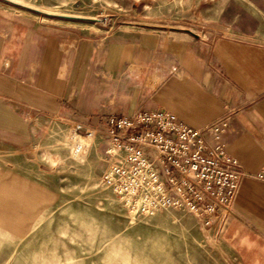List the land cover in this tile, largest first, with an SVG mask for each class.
<instances>
[{
	"label": "crops",
	"instance_id": "obj_1",
	"mask_svg": "<svg viewBox=\"0 0 264 264\" xmlns=\"http://www.w3.org/2000/svg\"><path fill=\"white\" fill-rule=\"evenodd\" d=\"M203 3L202 33L139 21L98 33L0 0V142L28 143L39 116L108 130L112 116L168 110L249 175L211 231L230 264H264V181L251 177L264 170V0ZM227 115L217 140L209 127Z\"/></svg>",
	"mask_w": 264,
	"mask_h": 264
},
{
	"label": "rangeland",
	"instance_id": "obj_2",
	"mask_svg": "<svg viewBox=\"0 0 264 264\" xmlns=\"http://www.w3.org/2000/svg\"><path fill=\"white\" fill-rule=\"evenodd\" d=\"M14 2L41 13L5 1L22 14L83 32L111 31L125 21L210 29L203 0ZM34 126L24 145L0 142V264H230L211 231L219 216L207 223L186 209L134 215L125 208L102 179L125 156L106 124L95 125L91 135L86 128L76 131L75 122L48 116Z\"/></svg>",
	"mask_w": 264,
	"mask_h": 264
},
{
	"label": "built area",
	"instance_id": "obj_3",
	"mask_svg": "<svg viewBox=\"0 0 264 264\" xmlns=\"http://www.w3.org/2000/svg\"><path fill=\"white\" fill-rule=\"evenodd\" d=\"M229 119L230 115L224 116L209 127L217 140ZM109 124L106 134L125 156L124 162L113 163L102 179L131 214L186 209L211 223L220 215V208L229 206L241 179L249 176L222 145L209 146L201 130L168 110L112 116ZM85 128L76 123V131ZM86 132L92 134L89 128ZM251 177L264 181V170Z\"/></svg>",
	"mask_w": 264,
	"mask_h": 264
},
{
	"label": "water",
	"instance_id": "obj_4",
	"mask_svg": "<svg viewBox=\"0 0 264 264\" xmlns=\"http://www.w3.org/2000/svg\"><path fill=\"white\" fill-rule=\"evenodd\" d=\"M4 1L9 2V3H11V4L15 5V6L21 7V8H25V9H28V10H32V11H35V12H39V13H41V11L38 10V9H35V8H32V7H29V6H26V5L20 4V3H16V2L11 1V0H4ZM42 13H43V12H42ZM67 17H69V16H67ZM71 18H72V17H71ZM73 18H75V17H73Z\"/></svg>",
	"mask_w": 264,
	"mask_h": 264
},
{
	"label": "bare ground",
	"instance_id": "obj_5",
	"mask_svg": "<svg viewBox=\"0 0 264 264\" xmlns=\"http://www.w3.org/2000/svg\"><path fill=\"white\" fill-rule=\"evenodd\" d=\"M79 136H81L84 140H87V141H89V139H90V136H84V135H79ZM82 146H83V143H78L77 144V150H80L82 148Z\"/></svg>",
	"mask_w": 264,
	"mask_h": 264
}]
</instances>
